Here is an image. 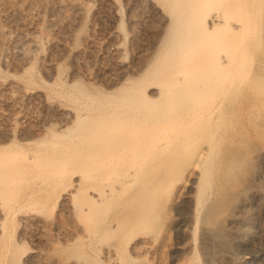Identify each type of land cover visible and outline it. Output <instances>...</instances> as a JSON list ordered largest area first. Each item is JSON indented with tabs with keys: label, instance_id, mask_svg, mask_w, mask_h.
<instances>
[{
	"label": "bare ground",
	"instance_id": "1",
	"mask_svg": "<svg viewBox=\"0 0 264 264\" xmlns=\"http://www.w3.org/2000/svg\"><path fill=\"white\" fill-rule=\"evenodd\" d=\"M125 1L158 19L153 44L128 58L115 0H0V86L9 102H36L17 131V112L0 109V264L133 263L128 252L156 246L161 188L190 172L203 264H264L234 250L264 212V0ZM44 44L59 50L41 58L53 77L28 90L18 79L32 59L14 55ZM27 227L42 244L21 257Z\"/></svg>",
	"mask_w": 264,
	"mask_h": 264
},
{
	"label": "rangeland",
	"instance_id": "2",
	"mask_svg": "<svg viewBox=\"0 0 264 264\" xmlns=\"http://www.w3.org/2000/svg\"><path fill=\"white\" fill-rule=\"evenodd\" d=\"M115 1H116V10H117V19H118L116 22L117 29L123 35L121 46L126 50L125 52L127 55L124 58L126 57L128 58L130 45H132V47L135 49H139L141 47L142 48L146 47V45L153 44L154 42L153 38L155 37V34L158 29L157 28L158 19H157V16L155 15L150 16L148 12H146L147 10L142 8V6H140L141 8L140 7L135 8V6L130 5V3L128 4L125 0H115ZM134 13H137L138 15L140 14L139 15L140 17H139V21L130 25L132 26L131 28L128 24L129 16H131ZM111 22H112V16L109 14V12L106 9L102 12V15L99 17L98 27L100 31L103 33L107 29V27L111 24ZM130 30L131 31L134 30L132 31L133 33H131ZM86 31L87 29L85 27L83 28V31L81 33H84V32L86 33ZM42 33H43L42 35H44L43 31ZM45 34L47 33L45 32ZM77 36L79 37L80 35H77ZM78 37H75L76 40L74 38L71 40L70 46H72L73 48H77L80 46V44L78 43L80 42V40H77ZM46 46L47 45L44 44L36 51H32V50L30 51V49L28 50L29 48L28 46L27 47L24 46L25 48L23 47L21 50H19V52L16 51L17 53H15L14 55L15 57H18L16 58L17 60L19 59L18 61H21L22 59L25 61L28 58L32 59L33 67L27 73V78L21 77L18 79V82L21 83L22 85H25V87L27 86L26 88L28 90L42 89L43 85H44L43 89L46 91L48 90V86H46L43 83V80L47 78L51 79L53 77V74L49 73V71L48 72L45 71L44 68L42 69L43 71L41 72L39 71V68L43 65L45 57H47L49 52L52 54L53 53L57 54L59 50L54 47L52 48V50H49L48 48H46ZM41 58L44 60H42ZM41 61H42V64H41ZM69 61H70V56L66 55L65 57H63L62 70L67 71L69 69L70 67ZM2 68L3 69L0 71V75L2 76V78L5 77V79H9L10 73L8 70H6L7 69L6 66L2 65ZM6 92L7 90L4 87L0 86V109H4V110L7 108L8 110L12 109L11 111L14 112V114H16L17 112L16 115H13V114L10 115L11 117H13L12 122L14 123L15 129L17 131L22 125L24 126L29 125V122H28L29 120L25 118L24 115L22 114L25 111H30V109L31 110L33 108L35 109L34 106L36 105V102L32 99H24V100L20 99L19 103L14 102L15 103L14 104L11 101L9 102L8 100L9 94H7ZM253 163H254L253 159H251L250 157L247 163V172L250 173L254 169ZM192 176H193L192 172L186 174L184 177V180L178 181L175 187L170 192H168V190L166 189L167 187L169 189V184H171L170 179H168L167 182L165 183V184L168 183L167 187L164 184L165 188L163 187L161 188L159 192L160 202L158 203L159 205L157 206L158 221L156 223V226L159 229V234H158V238L155 243L156 246H154V249L148 252V254L147 253L143 255L141 254V256L138 255V257L133 256V254L131 256V253L128 252L127 254L130 255L131 261L137 258V260H134L133 263L130 262L129 260V264H155V263L157 264V261H161V260L163 261V262L161 261L163 264L164 263L165 264L166 263L184 264L185 261L183 260H186L187 258L194 259L195 257L196 258L194 260H196L198 263L203 264L204 254L202 251V243L200 242V240H202L201 227H198L196 234H195V238L193 237L194 234L191 233L192 231L191 227L193 225V219H194L193 218V204H194L193 196L195 192L192 186V183L190 181L191 180L190 178H192ZM230 205L232 206V203ZM217 208L219 207L212 206V208L209 207V209H207L205 212L206 222H208L207 224L209 225L211 224L210 226L212 227L217 226L219 224L220 214H219V209ZM259 215L255 217L256 225L252 227L254 234L251 233L250 235H248L245 238L246 241L244 240L245 242L242 245L234 246V250L237 256L242 255L243 252H246L247 250L251 252L252 250L253 251L255 250L256 252H258V254H260L259 257H264V240H262L264 238H262L261 235H259V231L256 232L257 228L259 229V227L264 225V212H261V215L260 216ZM27 228L24 229L25 233L23 230V233L25 234V236L23 235L24 245L22 244L23 246L21 245V247L24 250L21 247L19 248V251H20L19 255L21 257H23L26 254L27 252L26 250H28L27 249L28 247L30 248L35 243H36L35 244L36 246L42 244V237H43L42 232H40L38 229H35L34 227H32V229L31 227H29L28 229ZM16 229L18 228L16 227ZM260 237H261V240H260ZM184 257L186 258L184 259ZM217 264H220V263H217ZM242 264H258V263L256 261H253V262H247V263L243 262Z\"/></svg>",
	"mask_w": 264,
	"mask_h": 264
}]
</instances>
